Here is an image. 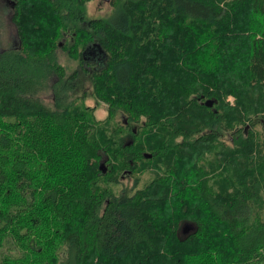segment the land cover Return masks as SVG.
<instances>
[{
	"label": "trees",
	"instance_id": "16d2710c",
	"mask_svg": "<svg viewBox=\"0 0 264 264\" xmlns=\"http://www.w3.org/2000/svg\"><path fill=\"white\" fill-rule=\"evenodd\" d=\"M90 1H7L0 264H264V0Z\"/></svg>",
	"mask_w": 264,
	"mask_h": 264
},
{
	"label": "rangeland",
	"instance_id": "374dc122",
	"mask_svg": "<svg viewBox=\"0 0 264 264\" xmlns=\"http://www.w3.org/2000/svg\"><path fill=\"white\" fill-rule=\"evenodd\" d=\"M109 0H93L87 3L86 10L88 18H100L101 16H105L110 11V5L108 4ZM11 5L6 0H0V21L2 28L0 29V51L4 48H17L18 47V40L15 35V29L11 22L10 13ZM71 59L66 58L65 56H59L57 62L60 65H63L65 68L64 73L66 76L72 74L73 71L76 70L77 64L70 61ZM79 91L76 92L78 95L77 98H80V91L87 90L89 87L88 82L84 81L82 77L79 76ZM47 98H45V101ZM227 100L229 102L232 101V97H228ZM232 103V102H231ZM85 104L89 107L94 108V116L96 119H103L105 117V109L100 104L98 105L94 98L91 95H87L85 98ZM96 109H95V107ZM257 130L261 131L260 127H256ZM126 181V180H125ZM127 182V181H126ZM128 183V182H127ZM129 184V183H128ZM186 232L184 228L181 229L180 234L183 235ZM3 252V249L0 248V254ZM5 253V251H4Z\"/></svg>",
	"mask_w": 264,
	"mask_h": 264
},
{
	"label": "water",
	"instance_id": "95a60500",
	"mask_svg": "<svg viewBox=\"0 0 264 264\" xmlns=\"http://www.w3.org/2000/svg\"><path fill=\"white\" fill-rule=\"evenodd\" d=\"M6 1H9V0H6ZM205 105H207V106H211L212 103H211L210 101H206V102H205ZM129 143H130V142H129ZM150 156H151V155H150V154H147V153H144V154H143V157H144V158H150ZM105 161H106V159H104V160H100V162H99V169L101 170L102 173H104L105 170H106V167L104 166Z\"/></svg>",
	"mask_w": 264,
	"mask_h": 264
}]
</instances>
